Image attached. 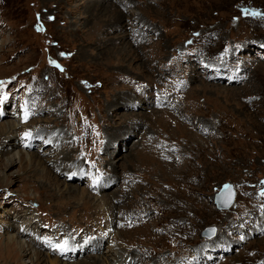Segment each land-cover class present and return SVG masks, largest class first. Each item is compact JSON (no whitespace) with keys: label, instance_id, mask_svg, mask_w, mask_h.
Returning <instances> with one entry per match:
<instances>
[{"label":"rangeland","instance_id":"rangeland-1","mask_svg":"<svg viewBox=\"0 0 264 264\" xmlns=\"http://www.w3.org/2000/svg\"><path fill=\"white\" fill-rule=\"evenodd\" d=\"M105 1L0 0V93L26 97L21 127L43 131L29 148L17 133L19 145L8 153L47 158L41 141L49 129L62 130L59 142L74 152L81 182L40 163L95 200L55 197L17 161L0 171V264H12L4 239L30 222L29 235L43 247L37 251L52 260L64 254L46 248L71 247V235L98 243L97 252L78 251L67 264H90L89 255L113 264L117 250L146 253L144 264H264V0ZM111 2L116 12L140 16L143 39L115 40L121 31L111 28ZM4 98L0 113L4 107L8 116L0 122L21 119L24 107L12 114ZM109 138L115 145L106 150ZM126 154L140 160L130 163ZM113 160L117 175L110 176L125 173L132 182L103 186ZM226 184L234 199L219 209ZM117 188L124 197L111 210L102 198ZM172 226L184 233L170 235Z\"/></svg>","mask_w":264,"mask_h":264},{"label":"bare ground","instance_id":"bare-ground-1","mask_svg":"<svg viewBox=\"0 0 264 264\" xmlns=\"http://www.w3.org/2000/svg\"><path fill=\"white\" fill-rule=\"evenodd\" d=\"M104 2H106V1L103 0L102 3H104ZM113 6H114V4H112V2H111V4L108 5L107 10H109V13L111 15H114V18L110 21L111 28L114 27L116 29H120V31H121L119 33V35L115 38V40L117 42L118 41L119 42H123L124 40L128 39L130 34H132V35L136 34V37H137L136 41L138 39L139 40L143 39L144 35L145 36L147 35L148 27H146L144 25L142 26L141 18H140V16H138L137 13L129 12L127 10L125 11L124 9H121L120 7H119L120 11L116 12V10L113 9ZM127 15H130V16L128 17ZM120 22H125L126 24L121 26ZM124 31H128L129 33L123 34ZM124 45L126 46L127 44L125 43ZM127 100L130 101V98H127ZM5 116H8L7 112H4L3 115L0 114V119H2ZM20 117H22V115H20ZM113 119H115V117H112V120ZM15 120L13 122H15V123L16 122H20L21 124L18 125L17 123L14 124L13 122L11 123V122H8V121L0 122V171H5V170L12 169L13 166L16 164V161H17L18 164H20L21 166L25 165V167L27 169L29 168V170L32 171V174H33L32 176L33 177L35 176L37 178V181L39 183H41L42 186L51 187L52 188V190H51L52 194L55 197L61 198V197L65 196V195H70V197H74L76 201L83 203L81 205L88 204V205L95 206L94 198L92 196H90V194L87 191H86L87 193L82 191V190L79 192V190L75 189L74 186H72V185H70L68 183L66 184V182L63 183L62 181L58 180L55 176H53L52 175L53 173L49 172V170L46 168L47 166L45 165V163L43 164L44 166H42V164H41L42 163L41 161H45V162L48 161L50 164H52V166H51L52 169L57 170V171H62V172H65V173L67 172L66 175L70 176V177L72 176L71 177V179L73 178L72 180H74L76 178V180H75L76 183H80L81 182V179H79L80 175L78 174L79 172H78L77 164H74L75 161L71 160V158H73L72 155L74 154V152H72V149L71 150L68 149V147L63 142H59L58 137L60 136V134L63 133L62 130H59L58 132L54 133L53 132L54 130H50L49 129V131L46 133L47 135H45L46 138L44 137L45 139L41 141L40 144L44 145V147L46 145H48V147L46 146L47 148L44 149V151H43V153L44 154L46 153V155L48 156L47 158H44L45 160L42 158L41 160L39 159V161L38 160L36 161V159L39 158L38 157L39 155H37V154L36 155L35 154H29V153H25V154L22 153L21 154V152L20 153L18 152V154H16V155L15 154L9 155V153H8L9 149L8 148H12L14 145H17V144L19 145V143H17L18 142L17 135H16L17 133L21 135L20 138H21V140H23V142L25 140L26 143H25L24 147H26V148H29V147L33 146V142L35 143V140L40 139L42 137V134H43V131H41L40 129H39L40 131H35V129L34 130L30 129L31 127H29V126L21 127V125L23 123L22 118L19 119L18 121H15ZM49 121H50L49 119L47 121H42L41 123H43V126H38V127L43 128L45 126V124L49 123ZM135 121H136V119H134L132 117H129L127 119V122H128L127 125L128 124H130V125L132 124V127L136 128L138 126V124H137V122L135 123ZM39 123H40V121H39ZM38 127H36V129ZM23 134H25V137H23ZM24 138H26V139H24ZM5 140H7V141H5ZM65 142H66V140H65ZM114 145H115V143H113L112 139L109 138L106 141L105 149L107 150V148L109 146L111 148ZM137 146H138V143L136 142V144L132 145L130 148L133 151L134 149L137 148ZM39 148H41V147H39ZM119 149H121V147H119ZM112 151L116 152L115 149H113ZM104 153H105V151H104ZM3 155H5V158H2ZM143 156L144 157H149V153L145 154ZM50 157H52V158H50ZM124 159L131 163V160L139 161L140 160V156H138V157L136 156V158H135V157H131V154H126ZM146 161L150 162L149 160H146ZM133 163H135V162H133ZM159 167H160V164H159ZM117 169H118L117 160H113L112 163H110L108 165V169H107V172H106L107 175L109 174L108 175L109 178H105V176L102 177V182L104 183L103 186L108 187V185H106L105 183H109L111 185L110 181H115V180H121V182L123 181L122 183H124V182L130 183V182L133 181L132 179L129 180L126 177V176H129V175H126L125 173H124L125 177H123L121 179H114L113 177H111L110 176L111 172H113L114 176L117 175ZM49 173H51V174H49ZM181 174L182 173L178 172L177 174L173 173L172 175H173V177L177 178ZM50 175H52V176H50ZM9 177L10 176H7V175L3 176L4 180H8L7 178H9ZM9 181H11V180H9ZM62 186H64L63 190H61ZM128 189H130V188H128ZM123 191H125V189ZM115 196H117V197H115ZM122 197H124L123 192L120 190V188H117V190H115V192L112 193L111 195L108 194V193L107 194L104 193V197L102 198V202L106 205L107 208H111V210H112L111 206L113 205V201L116 200V199L122 198ZM121 201H122V199H121ZM108 206H110V207H108ZM15 219L18 220V219H21V218H17L16 217ZM112 219L115 220V216ZM134 221H136V220L133 219L132 222H134ZM31 223L32 222L28 223L25 226V229H22L20 232H17L16 233V237L8 236V237H6L4 239V249H5L6 253H8V257L12 261L11 262L12 264H25L21 260L22 257H24L25 255H31V257L33 259L37 260V261H39V260H44L45 261V259H48L46 261L49 262V260H51L52 262L50 264H67V263H65V262H67L65 260H69L71 257L76 255L78 251L81 252V250L84 251V249H86V250L89 249V250H91L93 252H97L98 251V247H97V245H95V244H98V243H95V240H93L94 242L92 241L93 244L91 242L87 243V242H82L80 240L78 242H74V240H72V237H74V235H71V242L69 243V245H71V247L59 245V247H57L55 249L46 248L48 250V252H53L54 251L56 256H57V254L58 255H63L64 254L62 259L61 258H55V259L52 260V259H50V257L44 256V254L41 251H37L36 247L39 248V249H43V247L41 248L39 243L33 241L34 238H31V236L29 235V231L32 229V224ZM165 229H166V231H169L170 235H174L177 231H182V233H184L183 229L180 228V226L165 227ZM166 231H164L165 234L167 233ZM161 232H162V229H161ZM21 238H24L25 242H23L21 240ZM58 243H60V241ZM58 243H56V244H58ZM75 244H77V245H75ZM201 251H202V249L200 250V252ZM117 254H118V257H117L118 259L113 257V259L115 261L113 264H124V262L121 263V261H122V259L124 258V256L126 254L125 253H121V251H118V250H117ZM66 256H68V257H66ZM145 256H146V253H142V254L138 253L137 256H136V254L126 255V258H129V261H128V263H125V264H144V261H143L144 259L143 258ZM57 257H59V256H57ZM84 257L86 258V257H88V255H84ZM138 257L140 259H138ZM136 258L138 260H136ZM97 259H99V258L96 257L95 255L94 256H90L89 255V258L84 259V260L88 261V262L91 261L92 264H104V263H100V261H97ZM104 260H105V258H104ZM123 260H125V259H123ZM91 262H89V263L91 264ZM82 264H83V262H82Z\"/></svg>","mask_w":264,"mask_h":264},{"label":"water","instance_id":"water-1","mask_svg":"<svg viewBox=\"0 0 264 264\" xmlns=\"http://www.w3.org/2000/svg\"><path fill=\"white\" fill-rule=\"evenodd\" d=\"M234 199V192L232 190L231 185L226 184L223 189L221 190V194L218 196V208L219 209H227L233 202ZM210 236L213 234V229L208 230ZM208 235V234H207Z\"/></svg>","mask_w":264,"mask_h":264}]
</instances>
